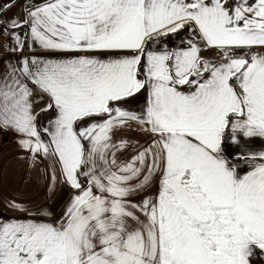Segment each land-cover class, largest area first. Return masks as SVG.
Masks as SVG:
<instances>
[{
	"label": "snow or ice",
	"instance_id": "1",
	"mask_svg": "<svg viewBox=\"0 0 264 264\" xmlns=\"http://www.w3.org/2000/svg\"><path fill=\"white\" fill-rule=\"evenodd\" d=\"M24 11L0 21L15 56L0 71V130L49 199L69 195L47 222L42 205L3 198L15 215L0 217V264L264 261V151L224 146L264 138V0H40ZM26 46L48 55H21ZM120 130L150 142L115 139ZM257 156L242 175L231 163Z\"/></svg>",
	"mask_w": 264,
	"mask_h": 264
},
{
	"label": "crops",
	"instance_id": "2",
	"mask_svg": "<svg viewBox=\"0 0 264 264\" xmlns=\"http://www.w3.org/2000/svg\"><path fill=\"white\" fill-rule=\"evenodd\" d=\"M29 2L39 3L40 0H0V21H6L13 17L23 19L25 16V4ZM9 4L12 6L7 8V10H4ZM179 35L183 36L184 33L182 32ZM178 39L179 37H177V40ZM166 43L170 45L169 47L176 46V41H174L172 37H168ZM21 55L43 56L48 54L40 51L30 52L26 46ZM5 59H15V56L10 53L0 54V71L3 70V61ZM130 103H133L134 105V102ZM47 119L48 117L45 115H41L39 118L41 124H43ZM0 133L3 138V142L0 144V217L7 219L9 216L15 215L11 211L6 210L2 203L3 198H11L13 200H23L26 202V205H42L44 209L51 211L54 214L53 216L40 217V219L45 222L57 218L68 198V189L62 187L59 188L54 197L49 199L48 194L46 193V186L48 183L47 179L41 178L38 171L33 170L29 172L26 161L17 158L22 153L18 149V145L15 142V134L11 131L3 130H0ZM122 137H126L133 141H139L141 144L150 142V136L137 131L120 130L115 133V139ZM239 141V144L233 145L230 143V138H226L224 145L226 154L240 152L242 149L256 152L264 151V138H244L240 136ZM259 162H261L259 156H257L255 160H231L233 165L240 166L237 171L240 172L241 175L244 174L250 163ZM151 191L155 192V188L151 189ZM140 198L141 197H136V199Z\"/></svg>",
	"mask_w": 264,
	"mask_h": 264
},
{
	"label": "built area",
	"instance_id": "3",
	"mask_svg": "<svg viewBox=\"0 0 264 264\" xmlns=\"http://www.w3.org/2000/svg\"><path fill=\"white\" fill-rule=\"evenodd\" d=\"M8 43V41H6L4 35H3V28L2 26L0 25V54H7L8 52L5 51V48H4V45ZM203 54H208V55H211L212 56V53L209 51V52H206V53H203ZM3 142V138H2V135L0 133V144Z\"/></svg>",
	"mask_w": 264,
	"mask_h": 264
},
{
	"label": "rangeland",
	"instance_id": "4",
	"mask_svg": "<svg viewBox=\"0 0 264 264\" xmlns=\"http://www.w3.org/2000/svg\"><path fill=\"white\" fill-rule=\"evenodd\" d=\"M169 45V44H168ZM170 46V45H169ZM203 53H206V52H202V55L206 56L207 58H212L211 55H208V54H203ZM64 201V199H63ZM254 264H264V261H261L259 258L256 259V261L254 262Z\"/></svg>",
	"mask_w": 264,
	"mask_h": 264
}]
</instances>
